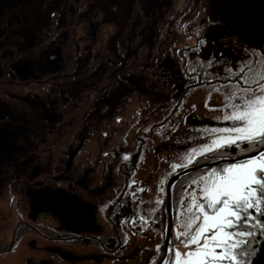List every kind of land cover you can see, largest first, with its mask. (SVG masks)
Returning a JSON list of instances; mask_svg holds the SVG:
<instances>
[{
  "label": "flooded vegetation",
  "instance_id": "flooded-vegetation-1",
  "mask_svg": "<svg viewBox=\"0 0 264 264\" xmlns=\"http://www.w3.org/2000/svg\"><path fill=\"white\" fill-rule=\"evenodd\" d=\"M90 1L0 0V191L7 185L8 195H13L14 205H17L13 207L18 213H14L15 215L26 212L22 203L27 205L28 216L21 221H15V226L27 225V231L32 236V230L38 228L36 224L49 223L47 226L52 228L51 224L58 222L60 227L57 228L66 230L57 231L53 228L57 234L50 244L44 246L49 255L46 260H51L48 264H59L57 259L66 261L67 257L68 263L73 262L71 257L76 255L71 248L75 247L78 238L85 236L88 239L96 235L93 232L99 230L96 229L98 210L112 196L109 182L116 186V192H119L120 187L126 190L125 179L134 169L133 175L137 176L136 173L142 165H148L150 173H153L155 164L165 165L160 156L168 149L161 152L154 150L151 153L155 143L166 142L168 137L175 140L187 132L193 134L200 132L202 128L215 126L211 104H216L215 89L218 86L211 75L203 80L201 76L197 77V71L193 75L195 81L200 78L199 81L193 83V80L188 81V77H185V73L190 71L188 68L194 71L198 62L194 51H190L191 48L196 49L198 44L204 46L209 40L207 30L215 21L221 20V16L215 13L214 6L221 8L222 5L228 4L229 10L236 13V17L243 14L254 17L256 24L253 26L264 31V0H195V3L202 4L205 12L196 9L190 1L188 4L183 0L168 1L166 7L154 10L155 0L146 6L143 0V13L135 11L136 7H140L138 0H131L130 9L127 7V0H123L124 4L117 13L118 24L107 18L104 22L102 14L99 15L101 22L96 24L82 17L81 13L75 15L73 10L63 7L66 2L71 6L79 3V6H84L85 9L81 10L85 13L89 10ZM216 1L219 4L215 3ZM137 17L142 22L147 17L150 27L156 24V30L171 34L170 39L161 46H165L163 49L166 51L168 49L169 55L173 57L170 66L176 69L173 66L177 65L182 74L181 80L185 81V84L181 98L177 102L171 100L170 105L168 100L172 94V85L166 87L170 90V95L165 93L155 98L151 96L147 83L150 74H156L160 82L169 80L163 71L166 67L164 60L159 58L157 49L149 51L145 46L139 47L134 62L143 66L136 81L124 80V73H118L130 65L131 59L124 60L126 55L123 42L126 32L132 30ZM183 19L187 20L182 21ZM182 22H185L187 29L198 28L195 30V36L189 31L188 34L178 37ZM104 25H108L109 29ZM114 26L116 29H112ZM162 26L165 28L159 29ZM140 28L137 41L142 39L146 30L143 26ZM115 35H118L116 42ZM182 47L186 49L177 60ZM120 58L124 62L122 66L119 63L121 69L115 66L113 60ZM202 62L211 63L210 72L218 65L217 60L213 58L202 59ZM221 64L229 65L223 58ZM60 67L68 70L62 74L58 71ZM43 79H49L48 83L51 84L52 97L48 103L43 99L38 101L36 98H30V93L27 94ZM122 87L130 92H125L126 96L120 100L118 92ZM142 88L143 93L138 90ZM195 91L202 92V103L205 100L209 102L207 97L214 96L209 107H205L204 115L198 114V110L204 109V103H196L190 98ZM36 93L37 96L40 90L38 92L37 89ZM86 95L90 96L80 102ZM219 96L221 97L220 93ZM88 98L95 100L91 109L85 105ZM121 101L124 103L120 105ZM79 102L82 106H79ZM59 104L67 109L68 113L82 112L79 115L85 120L88 119L87 123L78 126V122L73 120L76 116H72L67 125L64 122L65 114L61 113L63 109H58ZM21 105H24V108L21 109ZM174 106H177V112H173L174 118H171L169 112ZM104 108H108L113 114L110 116L113 120L108 117L109 120L105 121ZM144 108H147V112L142 115ZM97 110H100L98 114L101 115L95 117ZM41 113L51 122L50 126V123L41 120ZM156 116L161 118L160 124L163 125V128H157L159 130L150 128ZM116 120H122L120 126L124 128L119 152L111 154L112 152L106 151L103 153L106 157H101L96 166L89 164L90 145L95 140H90V129L98 130L94 133L96 136L105 126ZM65 125L66 127H63ZM54 129L56 134L48 136ZM133 131L134 135L128 137ZM45 141L48 143L47 148L44 147ZM62 145H67L63 154L58 152ZM47 149L53 150V154H44ZM125 153L130 154L128 159H124ZM116 171L119 173L117 178L114 177ZM113 178L116 179L114 183ZM134 181L136 183L130 193H135L136 200L141 205H146L148 185L144 182L143 185L139 180ZM145 186L147 191H138ZM115 207L113 205V208ZM131 209V213L126 215H119L118 211L112 209L108 216L117 219L120 216L130 218L129 216L136 215L134 208ZM156 213H159V209H156ZM1 235L2 233L0 254L12 253L13 245L2 247ZM60 241L67 242L66 248H60ZM113 242L115 239L108 245ZM49 246L54 248L50 251ZM52 260H55V263Z\"/></svg>",
  "mask_w": 264,
  "mask_h": 264
},
{
  "label": "snow or ice",
  "instance_id": "snow-or-ice-1",
  "mask_svg": "<svg viewBox=\"0 0 264 264\" xmlns=\"http://www.w3.org/2000/svg\"><path fill=\"white\" fill-rule=\"evenodd\" d=\"M236 67L240 70L229 72L222 66L228 73L223 77L226 102L218 106L222 114L214 117L230 123L202 128L200 140L188 134L191 146L185 144L183 152L162 158L165 163L181 161L169 163L170 173L190 169L196 175L186 178L188 187L180 186V215L162 233L167 239L154 245L160 253L157 264H252L256 245L264 241V53L252 50ZM164 182L160 178L159 183ZM167 188L171 198L173 184ZM164 194L165 188L159 187L156 208L150 207L149 213L160 207ZM129 195L136 199L135 193ZM136 220L142 229L148 221L160 222L148 213L129 223Z\"/></svg>",
  "mask_w": 264,
  "mask_h": 264
},
{
  "label": "rangeland",
  "instance_id": "rangeland-1",
  "mask_svg": "<svg viewBox=\"0 0 264 264\" xmlns=\"http://www.w3.org/2000/svg\"><path fill=\"white\" fill-rule=\"evenodd\" d=\"M169 1V2H174L177 0H164ZM185 1L186 4H188V2L190 1L191 4H193L196 9H201V11L205 12L202 8V4H198L195 3V0H183ZM221 1V0H219ZM215 3L219 4L218 1H216ZM138 5L140 7H136L135 11L136 13H143L144 12V5H143V0H138ZM223 6V5H222ZM190 13V12H189ZM102 18V16H100ZM125 18V16H124ZM105 17H104V22H105ZM187 19H183L182 21H185ZM167 21V20H166ZM166 21H164V24L166 23ZM145 22H147V17L145 18ZM150 22H152L150 20ZM181 28L179 30V36H183L184 34H188L189 31H192L194 33L195 36V30L198 28H193V29H187L185 22L181 23ZM105 28L109 29L108 25H104ZM166 27V26H165ZM112 29H116L115 26ZM119 31L121 29H118ZM199 33V32H197ZM68 69L64 68V67H60L58 68V71L62 74L66 73ZM50 80L48 79V81H46L45 79H43V81L41 82H37V84L35 85V89H33L31 92H27V94L30 93V98H36L38 99V101H41V99L45 100L47 103L48 101L51 99L52 97V91H51V84L48 83ZM28 86V85H27ZM29 87V86H28ZM137 87V86H136ZM139 88V87H137ZM136 88V90H137ZM144 88V87H143ZM38 89V92L40 90V93H38V95L36 96V91ZM64 92V91H63ZM88 96L90 95H86L85 97H83L81 99L80 102H82V100H85ZM196 103H204V109L198 110V114L200 115H204V113L206 112V100L202 103V99H203V94L200 91H195L191 97ZM214 98V96H212V98L207 97V100H210L209 102H207V106L209 107V105L211 104L212 99ZM191 99V100H192ZM79 102V106H82ZM95 100L92 101L91 98L87 99V102L85 103V105L87 107H90V109L92 108L93 104H94ZM216 102H217V109L218 106L222 104L221 102V98L218 94H216ZM124 101H121L119 104H123ZM214 107V104H211ZM20 108H24V105H21ZM49 108V107H47ZM135 108V107H134ZM58 109H63L61 111V113L64 112L65 116H64V122H66V124L68 125L70 122L69 118L72 116H76L73 120H76L78 122V126L83 124L85 122V124L87 123L84 119V117H82V112L78 111L76 113H68L67 109H65L61 104H59ZM88 109V110H90ZM43 110L45 111H49L46 108H43ZM103 110V109H102ZM100 110H97L94 115H96L95 117L101 115L98 114ZM214 111V109H212V112ZM221 110H217V112L219 113ZM134 112V111H132ZM147 112V108L143 109L142 115H145L144 113ZM44 113H41V120L46 121L49 124V126L51 125L50 121H47L45 119V117H43ZM48 115V114H47ZM50 115V114H49ZM78 115V116H77ZM113 115L112 113H110L108 111V108H104V118L105 121L109 120L110 116ZM103 116V115H102ZM217 116V115H216ZM109 117V118H108ZM113 120V118H110ZM76 122V123H77ZM75 123V125H76ZM122 124V120H116L114 121L111 125L105 126V128H103L102 131H100L96 136L94 135V133H97L98 130H96V128H91V138H94L95 140H93V142L90 145V153H89V158H88V163L96 166L97 162L100 160L101 157H106L103 155L104 152L108 151V152H112L111 154H117L119 152V145L122 141V134L124 133V128L121 127L120 125ZM63 127H66L63 126ZM217 127V126H215ZM51 134H56L55 129L52 132L48 133V136H50ZM188 134H190L189 132L178 136L177 139H175L174 141L176 142L177 146L174 147L172 150H164L163 151V155L160 156L161 160L164 161V157L169 156V155H174L180 152H183L184 146L185 144H189L191 146V142L187 140V136ZM134 135V131L128 136V137H132ZM193 136L194 139L196 140H200L201 137H199L197 134H191ZM172 137H168L167 141H172ZM67 146V145H66ZM66 146H61L60 149H58V152H60L61 154L65 153L64 149L66 148ZM43 147V144L42 146ZM44 147L47 148L48 147V143L44 144ZM45 151V150H44ZM153 152V150L151 151V153ZM44 154L46 155H52L53 154V150L50 151V149H47V151L44 152ZM123 156V154H122ZM165 162V161H164ZM181 161L179 160H175V161H170L169 163H180ZM169 163H165L164 169L165 172L162 173V175L157 176V177H153L152 180L149 183V195L147 196L146 199V205L147 208L145 209V211H143L141 213V215H145L146 213H148L149 215H153V213H149L148 210L149 208H156L153 204V200L156 198V192L157 189L159 187H164V184L161 185L159 183L160 178H163L164 181H166L170 170H169ZM157 167V164H155L154 168ZM149 169L148 165H142V167H140L139 172H142V174H140L139 178L144 177L147 173V170ZM169 172V173H168ZM165 173H168V175H165ZM119 173L118 171L115 172L114 177H118ZM26 179V178H25ZM185 182V181H184ZM166 183V182H164ZM4 184V183H3ZM110 190H112V186L114 184L110 183ZM7 185H4V187L1 188L0 191V208L5 211V213H2L0 211V226H4L7 225L8 227H0L1 233L3 236V246L2 247H7L8 245H10L13 241V249H12V253H8V252H3L0 254V264H48V262H50L51 260H46L47 259V255L48 253H46V250L44 248L45 245H48L51 243V241L55 238L56 230L57 231H66L65 229L62 228H57L60 227L58 222H54L53 224H51V226H53L52 228H50L49 223H43V224H36L38 226L37 230L33 229V236L27 231V225H21L20 227H16L15 229V233H14V228L16 225L15 221H21V219H25L28 214H27V205L22 203V207H24V210H26V212H21V214H19L18 216L14 214L15 210L13 209L14 206H17L16 204L14 205V198L13 195H11V199H5L8 196V190L6 189ZM188 187V185H187ZM10 190V189H9ZM12 191V190H10ZM112 192V191H111ZM19 203H21V200L19 201ZM105 208V207H103ZM102 207L99 208L98 210V225H99V232H96L98 234L94 235V237L91 238H85L81 237L78 238L79 240H77V242L75 243V247L72 248V252L76 255L73 257H71V259L73 260V262L71 261V263H68V257L66 259V261L57 259L59 264H154L156 261V255L159 253L158 250L155 249L154 245L156 243H163L165 241V236L162 235V233H164V231L166 230V226L168 229V223H164L162 225H160V222L162 217L158 216V218H156V220L160 221L159 223V227L157 228L154 223L152 221H148L149 226L148 227H144L143 228V235H130L125 243V239L124 236L121 235L119 238V241L121 243H117V242H113V246H109L110 249L113 248V252L114 253H105L107 251H103L101 254L100 253L102 246L104 247V250L106 249L105 245H104V241H113V239H111L112 235L114 234L113 238H117L119 232H116V230L112 227V224L109 220L110 217H108L106 215V213H104V210ZM27 215V216H26ZM180 215V210L176 209L175 207V218L174 221L179 217ZM53 218V217H52ZM54 220V219H53ZM137 222H140L139 220ZM23 223V222H22ZM166 224V226H165ZM123 224H121L122 226ZM164 227V228H163ZM56 228V230L54 229ZM51 229V230H50ZM98 229V228H97ZM122 229V228H121ZM157 229V231L155 230ZM85 231V230H84ZM0 233V234H1ZM88 233H92V232H88ZM88 233H82L84 234H88ZM76 234V233H74ZM80 234V233H79ZM32 237H34L33 239H31ZM35 240V241H34ZM61 242V241H60ZM174 242V241H173ZM99 243L102 244L101 247H99ZM128 244V246L126 245ZM139 244L141 246V248H135L134 246ZM60 248H66L67 242L63 243L61 242ZM144 245H150V248L147 249H143ZM54 247L49 246L48 249L51 251V249ZM96 248V249H95ZM92 250V251H91ZM80 253H79V252ZM124 251V252H123ZM116 252H119V254H115ZM121 252V253H120ZM127 252V255L125 254ZM79 254H81L79 256ZM123 254V255H122ZM121 257V259H124V261L119 260L118 258ZM153 257H155V259H153ZM149 259V260H148ZM46 260V261H45ZM158 260V259H157ZM253 261V260H252ZM52 262L55 263V260ZM112 262V263H111Z\"/></svg>",
  "mask_w": 264,
  "mask_h": 264
},
{
  "label": "trees",
  "instance_id": "trees-1",
  "mask_svg": "<svg viewBox=\"0 0 264 264\" xmlns=\"http://www.w3.org/2000/svg\"><path fill=\"white\" fill-rule=\"evenodd\" d=\"M152 2V0H145V6L147 3ZM168 1L164 0H155L154 3V10H160L162 7L167 6ZM124 4L123 0H91L88 11L85 13H81L82 17H86V19L94 21L96 24H99L101 22V19H99V15H103V20L104 17L107 18L110 21H114L117 24L119 23V18L117 13H119V8L122 7ZM131 5V0H127V7L130 9ZM159 5V6H158ZM216 11V14H219L221 16V20L215 21L213 26H210L209 29L207 30L208 34V42L206 44H203L204 46H201L202 44H198L194 49L191 48L190 51H194V55L197 57L196 59L198 62L196 63V68L190 69L188 68V73H185V77H188V81L193 80V83L196 81H199L200 78H197L195 81V75H193L197 71V77L201 76L203 80L206 78H209L210 75L212 77V80L215 82L216 89H215V94L220 93L221 98L223 100V104L226 102L225 97H224V89L228 87L226 82L224 81L223 77H225L228 73L224 72L222 70V66L224 68H227L229 72L231 71H239L240 69L236 67V65H241L243 61H246L251 53L252 50H259L261 53H264V31L259 28V27H254L253 25L256 24V21L254 20L255 18L250 17L246 14H243L239 17H236V13L234 14L229 10L228 4L221 6V8H218L217 6H214ZM85 9V8H83ZM217 16V15H216ZM149 22H142L139 17H137L134 21V25L132 26V30L126 32V35L124 37V42H123V51H125V58L124 60L130 61V65H128L125 70L120 71L118 73H124V80L127 81H132L135 80L140 76L141 72V66L139 64H135L134 58L135 56L138 55V49L139 47H147V49L150 51V49L153 50H158L159 52V58L161 60H164V65L166 66L164 68V72L168 75L169 80L166 82H160L157 80V75L156 74H150V77L148 78L149 86H150V91H151V96H155V98H159L161 96L160 94H167L170 95V90L166 87L172 85V94L170 96V99L168 100V104L170 105L171 100H175V102L178 101V99L181 98V95L183 94V89H184V84L185 81H182L181 77V71H178L177 65H174V68H171V63H173V57L169 55V51H167L163 48H165L164 45L165 42L170 39V32L162 31V30H156L155 26L150 27ZM140 26H143L145 28V34L142 37L141 40L137 41V36L140 33ZM165 26V24H164ZM129 28V27H127ZM165 27H159V29H163ZM119 36H121L119 32ZM118 38V35L114 36V41L116 42ZM160 41V43L158 42ZM185 47L180 48L179 53L177 55V60H179L180 54L185 50ZM218 49V50H215ZM114 55L116 53H113ZM169 55V56H168ZM120 56V55H119ZM216 59L218 65L214 68L213 72H210V66L211 63L208 62L207 64H204L202 62V59ZM225 59L227 63L229 64L228 66L226 64L222 65L221 60ZM115 66L119 67L124 64L123 60L120 59H113ZM119 63L121 65L119 66ZM176 64V63H175ZM151 67H154V65H150ZM208 66V67H207ZM193 71V72H192ZM215 77V78H214ZM136 81V80H135ZM171 82V84H169ZM180 86V87H178ZM178 87V88H177ZM176 88V89H175ZM146 89V88H145ZM140 92H144L143 88L138 89ZM175 90V91H174ZM130 91H125L124 87H122L119 92V99L123 100V98L126 96ZM148 93V92H145ZM177 112V106H174V108L171 109L169 112V115H171V118H174V115L172 113ZM156 120L150 125V128H163L162 124H160L161 118L156 116ZM173 122V119H171ZM230 122L224 121L222 124L226 125L229 124ZM220 124V123H219ZM221 125V124H220ZM177 144L174 140L172 141H166V142H158L155 143V146L153 147V151H163L164 149L172 150L174 147H176ZM152 176H155L154 174H151ZM173 174L171 173L168 177L167 180L172 176ZM196 172H189L183 175L180 179H178L172 188V202L175 204L177 199L179 198L180 195V186L183 184L184 187H187L186 181L184 182L182 179L183 178H190L192 176L195 177ZM111 180V177H110ZM123 184H125L123 182ZM166 190V188H165ZM129 190L124 191V187L119 188V192L116 194V198L114 200H108L107 202V213L112 209H115V211H118L121 214L126 215L127 213H131L132 211V205H130L131 202V195H129ZM164 201L159 208V213H157L158 216H161L162 219L160 222V225L164 223L167 224L168 221V215L166 211V193L164 194ZM113 205L116 207L113 208ZM175 207L176 204L173 205V214L175 218ZM137 212V208L134 210ZM121 217V216H120ZM119 217V218H120ZM131 217V216H129ZM117 224V223H116ZM165 224V226H166ZM157 228L159 225H155ZM98 227H96L97 229ZM118 229H120L119 223L117 224ZM164 228V227H163ZM167 230V226H166ZM166 230L164 232H166ZM99 232V230H97ZM109 243V241H108ZM113 246V245H111ZM258 251H256L255 258L252 261V264H264V241H261L256 245ZM4 248V247H3ZM159 259V257L157 258ZM155 261L154 264H157V260Z\"/></svg>",
  "mask_w": 264,
  "mask_h": 264
},
{
  "label": "bare ground",
  "instance_id": "bare-ground-1",
  "mask_svg": "<svg viewBox=\"0 0 264 264\" xmlns=\"http://www.w3.org/2000/svg\"><path fill=\"white\" fill-rule=\"evenodd\" d=\"M66 5H68L67 7H66ZM65 6V8L67 9V10H73V14H75V15H78L79 13H82L83 11L81 10V8H83L84 6H79V3H77L76 5H74V6H71L68 2H66V4H63V7ZM84 60H86L85 58H84ZM5 199H11V196L10 195H8ZM17 207V206H16ZM15 210V214H18L17 213V210H16V208L14 209ZM0 211L2 212V213H5V211H3L1 208H0ZM2 227H8L7 225H4V226H2ZM131 235L133 234V235H139L140 234V232H138L137 230H134V229H132V230H127ZM140 235H143L142 233L140 234ZM126 241H127V239H125ZM127 246H128V244H126ZM135 248H141V246L139 245V244H137V245H135L134 246ZM150 248V245H144L143 246V249H149ZM96 249V248H95ZM92 251V250H91ZM79 252V251H78ZM80 253V252H79ZM81 254H79V256H80ZM119 260H121V257H119L118 258ZM149 260V259H148ZM112 263V262H111Z\"/></svg>",
  "mask_w": 264,
  "mask_h": 264
},
{
  "label": "water",
  "instance_id": "water-1",
  "mask_svg": "<svg viewBox=\"0 0 264 264\" xmlns=\"http://www.w3.org/2000/svg\"><path fill=\"white\" fill-rule=\"evenodd\" d=\"M188 170H190V169H187L186 171H188ZM181 174L182 173L174 175V177H172V179L170 180V183L173 184L174 180L177 179ZM167 193H168V188H167ZM170 200H171V198H169V196H168V199H167L168 208H167V210H168V215H169V222L172 221L171 207L169 208ZM168 226H169V223H168Z\"/></svg>",
  "mask_w": 264,
  "mask_h": 264
}]
</instances>
